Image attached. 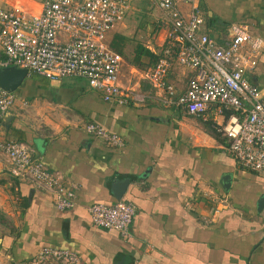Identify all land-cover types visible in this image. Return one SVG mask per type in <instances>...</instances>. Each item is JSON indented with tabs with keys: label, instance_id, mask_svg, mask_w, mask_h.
Here are the masks:
<instances>
[{
	"label": "crops",
	"instance_id": "obj_1",
	"mask_svg": "<svg viewBox=\"0 0 264 264\" xmlns=\"http://www.w3.org/2000/svg\"><path fill=\"white\" fill-rule=\"evenodd\" d=\"M16 3L0 0V7ZM42 3L29 10L39 12ZM200 6L211 37L244 22L264 38V0H200ZM127 20L110 35L111 46ZM162 44L156 32L145 48L159 52ZM262 74L264 51L256 78L264 87ZM191 75L177 66L169 79L182 93ZM139 84L155 92L144 80L131 86ZM16 94L3 138L27 143L61 172L76 188V205L58 210L51 193L13 177L0 153V208L18 218L9 238L14 264H28L45 246L78 253L77 264H264V177L238 164L225 140L200 124L212 126L211 120L159 101L138 107L107 103L82 78L50 81L29 73ZM90 123L120 135L124 147L88 134ZM115 179H130L122 200L136 206L128 240L95 226L89 213L94 204L120 201L111 188Z\"/></svg>",
	"mask_w": 264,
	"mask_h": 264
},
{
	"label": "built area",
	"instance_id": "obj_2",
	"mask_svg": "<svg viewBox=\"0 0 264 264\" xmlns=\"http://www.w3.org/2000/svg\"><path fill=\"white\" fill-rule=\"evenodd\" d=\"M151 1L161 12L156 26L163 44L159 52L153 50L157 61L142 80L155 92L122 84L125 60L109 41L133 10V0H43L36 13L22 3L0 7V69H26L50 81L82 78L107 103L138 107L159 101L211 120L231 157L264 177V87L256 79L264 38L244 22L233 23L220 38L211 37L200 0ZM177 66L192 73L182 93L169 79ZM17 100L16 93L0 87V153L11 175L51 193L58 210L74 208L76 188L61 172L51 170L27 143L3 138L4 120ZM85 131L110 147H124L120 135L99 124H87ZM89 213L95 226L132 237L133 203H98ZM79 261L76 252L45 246L28 264Z\"/></svg>",
	"mask_w": 264,
	"mask_h": 264
},
{
	"label": "rangeland",
	"instance_id": "obj_3",
	"mask_svg": "<svg viewBox=\"0 0 264 264\" xmlns=\"http://www.w3.org/2000/svg\"><path fill=\"white\" fill-rule=\"evenodd\" d=\"M6 1V0H2ZM11 3L20 2L28 9L38 11L42 0H7ZM135 9L130 11L131 16L127 19V26L116 34L112 42V47L124 57L125 63L122 71V82L124 86H131L135 82L142 80L141 76L153 64L152 56L147 53L145 45L152 40L153 35L157 32L155 19L160 16L158 10L157 16L155 8L149 0H134ZM157 10V9H156ZM129 13V14H130ZM158 34V32H157ZM176 71H180L177 69ZM259 81L264 83V74L259 77ZM200 124L208 127L206 121L200 120ZM213 129L214 127H210ZM216 131V130H215ZM217 138L223 140L222 136ZM18 218L8 214L0 208V264H14L10 255L11 241Z\"/></svg>",
	"mask_w": 264,
	"mask_h": 264
},
{
	"label": "water",
	"instance_id": "obj_4",
	"mask_svg": "<svg viewBox=\"0 0 264 264\" xmlns=\"http://www.w3.org/2000/svg\"><path fill=\"white\" fill-rule=\"evenodd\" d=\"M29 76V71L16 67L0 69V87L8 92L16 93L22 86L25 79ZM230 177H226L225 181L229 184ZM130 184V179H115L111 188L118 200H122ZM226 184V186H227Z\"/></svg>",
	"mask_w": 264,
	"mask_h": 264
},
{
	"label": "trees",
	"instance_id": "obj_5",
	"mask_svg": "<svg viewBox=\"0 0 264 264\" xmlns=\"http://www.w3.org/2000/svg\"><path fill=\"white\" fill-rule=\"evenodd\" d=\"M146 51H147V53H149V54L152 56V58L154 59V60H153V64H152V66H154L155 63H156V61H157V57H156L153 53H151L149 50L146 49ZM152 66H151V67H152ZM210 125H211V124L209 123V124H208V127H207L208 129L211 127ZM209 131L213 134V129L210 128ZM214 133H215V134H213V135L216 136V137H217V135H219L215 130H214ZM223 140H224V139H223ZM224 142H225V141H224Z\"/></svg>",
	"mask_w": 264,
	"mask_h": 264
}]
</instances>
